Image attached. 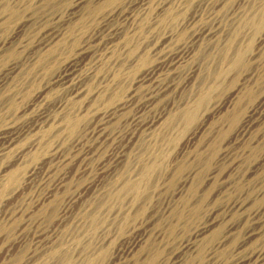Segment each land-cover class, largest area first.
<instances>
[{"label":"rangeland","instance_id":"374dc122","mask_svg":"<svg viewBox=\"0 0 264 264\" xmlns=\"http://www.w3.org/2000/svg\"><path fill=\"white\" fill-rule=\"evenodd\" d=\"M4 1L5 0H0V5H2ZM19 1L22 2V4ZM27 1L28 0H12L11 3L13 2L12 5H15L17 7L20 5L21 7H19L21 9H27L29 13L25 11L26 13L33 14L36 18H38L35 23L26 25L28 26L29 30L26 28V26L23 28V33L27 37L28 41L30 40V42L25 49H22L23 51L20 50V52L14 53V55H9L10 58L9 56L6 57L5 63H3V65H0V68L2 69L5 67V64H8V62L13 61L14 59L18 61L22 60L31 50L30 48H32L33 43L35 44L36 39L37 41L40 39V37L42 36L41 34H43L45 28L49 26H55L57 24L59 26V23L56 20H53V16L57 15V13L60 14L62 12H65V8L71 2L70 0H68L69 2L67 0H62V4H59V6L50 9V7L47 6L42 8V6L48 0H34V2H32L34 4L33 6H37L36 9L39 8L38 14H36L37 12L35 13L34 11H31V8H24V3H26ZM55 1L58 2L59 0ZM93 1L100 2V0ZM121 1L122 3H127L130 0ZM206 1L207 0H193L188 6L182 0L180 2L174 0L173 3L177 8L175 6L174 7L178 10H181V15L174 23L169 22L162 24L160 22H157L158 20L155 16L152 18V20L154 19V22L151 20L149 22V25L146 26L147 35L143 39H146L147 41L141 39V37L138 38L137 35H135L134 39H141L142 46H145L147 44H150V40L151 44L153 42L155 43V41L161 38V36L165 33L168 35L172 34V41L170 42V45H172V47H170L174 49V47L177 48L181 42V45H183L187 41H189V39L191 38L190 34L195 30V28L206 25L212 26V24L217 21L215 24H219L218 26L222 31H220V35H218V37L220 38L219 41L224 43L228 33L231 31L230 29L233 28L235 24H237L235 23V20L237 21L236 17H239L241 11L243 15H245L247 11L251 10L250 6H252V4H254V6L263 4L261 3V0H222L223 2L225 1V4L223 5H220L222 2L221 0V2L219 0ZM215 4H218V8ZM196 12H203L199 22H197L194 26H185L186 22H189ZM96 13L89 14L90 16H88V14L84 16H88L89 20L87 17H83L81 19L87 21V28H79V30L78 28H76L77 31H75L74 34H76L80 40L77 39V36H75L76 38L74 39V41H71L70 38V43L68 42V44L66 43V40L64 42L63 48V51L66 53L64 54L63 52V54L58 55V60L56 59L57 62H51L53 63L51 64L46 58V63L45 61L43 62L44 64L42 62L36 63H39V66L37 65L38 67L36 65H33L32 67L28 66L27 69L30 73H28L27 71V75L26 72H20L17 75L18 78L16 77L17 79L14 80V83L19 84L16 85L17 95L15 96L14 101L16 103L14 104V102L12 101L11 103H9L7 97L4 99L3 97L0 98V127L3 123L5 124L6 122H8L6 119H9V121L13 119L19 120L18 122L24 121L25 117H16L15 111L18 109H23V107L27 105V103L34 99L33 96H35V94L44 85L47 84L46 82H48L49 79L57 74L56 72H58L60 65L67 57L70 56L72 52H74L78 44L84 42V40L88 38L90 34H102L100 30L101 17H98L100 15V12ZM1 14H4V16ZM5 14L6 13H0V16H2L0 17V32L2 30L4 32L0 33V37L3 39L10 37V34L14 32L12 30H15L21 22V19H16L17 21H11L10 18L8 22L6 21L7 14ZM79 14H81V9L79 10ZM45 16L48 17L45 22L39 19L40 17ZM214 17L215 20L213 21ZM233 18L235 19L233 20ZM96 28H98L99 30L97 29L96 31ZM242 33L243 35L242 37H240L242 41L241 44L248 50H246L247 64L244 67H241L240 69H232L229 68L228 60H225V62H219L218 57L220 56V52H217V48H213L215 42L206 39L205 41L207 42L203 43L205 41L201 40L197 43V45H199V43H203L202 47H204V49H208L207 51L215 55L217 54L214 61L212 60L208 62L210 64H208V67L212 69H210L209 75L208 71L204 69L205 61L202 55H200V53L202 54V52L199 51L198 53V49H196L198 48V46L193 45L195 54L194 56L190 57L191 60L189 59L187 64L185 63V65L182 67V70L186 72V70L191 69L190 67H192L193 65L192 68H195L194 70L196 71V77L198 76V78L192 81L190 85L189 83L186 84V80H188L186 79L187 74L183 76L184 72L183 74L181 72V77L179 75H177L178 77H175V80H177L176 82H178V79L181 80L178 82V84L182 83L178 85L179 89L176 88L170 91L168 96H162L150 105L147 104L148 99H146L147 105L144 103L145 100L143 101L142 99H140L141 102L139 101V103L143 102L142 104H144V107L142 109L144 113L143 118H147L148 120V118L150 117V119H153L154 116L155 118H157L158 116L162 117L163 115H165L166 118L169 113H171L172 115L170 114L168 125H160L161 127L158 126L156 128V130H158V133L156 132V130H154L155 132L145 131L144 134H142L143 136L141 135V138L131 148V157L129 158L131 162L128 161V165L126 163H123L124 165L126 164V168L125 166H123V164H120L119 162L117 163L116 160H111L112 163H108V166L112 167L108 170L109 172L107 170L106 172L104 171L105 173H103V171L101 172V164L104 162V160L107 158L106 156L112 151L114 147L110 148V152H99L94 156L91 155L93 154L91 152V154H89V156L84 159L81 158V156H85L86 152V146L83 144L84 146L79 145L81 148L77 146L79 149H82V152L85 151L83 153L84 155H81V150L78 152L79 154H77V156L80 155V158L83 161L78 156V158L75 160L76 162L71 161L67 164L65 163L64 168L61 169L54 168L52 173H50L49 177L47 178V182L49 184L47 183L46 185L45 183V186H41L39 184L40 180L44 178L45 174H47V171L45 170L47 169V165H45L47 163L41 164L42 168L45 169L41 168L42 170H39V173H37L39 175H37L32 183H23L21 175L18 182V185L20 186L18 192L19 196L17 195L18 193H13L12 195L15 197H12L10 199V203L7 202L9 205H7V203H3V206L5 208H1L2 204H0V211H5V209H9L8 211H13V209L16 210V208L22 207H18V205L23 200L24 201L23 203H21V205L24 204V202L26 203V196H35L34 198L38 196L40 197V199L43 198V196H45L48 192L45 189L48 188V186L49 188L55 187L54 185H56L57 183L56 180H58V178L63 174H65L66 176L67 173V178L69 180L66 178V181L63 182L64 184L68 181V183H66L67 185L64 184L63 186L62 184L58 190V194H60V196H62L61 198H63L61 204L59 205V208H63L62 204H64L63 202H65L66 197H68L73 192L79 191L77 189L84 191V195L86 193H91L92 198L90 196L87 199L84 198V200L80 199V201H73L70 203V205H67L69 210L67 211V215L65 214L66 220L64 219L67 224L65 221L63 222L67 226L63 223L58 224L59 220L57 221V219L58 215L60 214L59 212L61 211V208L56 214H54V212H51L54 210V205L50 203L51 200H47L46 203L42 204L45 207L44 210H38L40 208L39 206V208L34 213H32L31 216H29L28 221L25 222L26 225L24 226V228H22L20 225H17L19 221L15 222L13 226L11 224H8V226H12V231H0V264H25L29 258L31 260V257H34V260L41 259V257H44V254L47 253L48 247L53 243L54 238L60 236V233H63V231L65 229L67 230V228L68 230L65 231L66 234L64 233L61 236V239L62 241H66V245L68 246L65 247L71 250L69 253L63 254L64 256L61 255L62 259L65 260L62 263L60 261L61 264H149L150 262H154L152 264H239L243 259V261L248 260L246 264H252V261L253 264H264V258H261L264 257V103H262L263 105L261 104L262 106L259 105L260 108H258V110L254 112V117H251L252 119L250 117V119L248 118L247 113L251 107L260 104L264 99V42L260 43L258 40L261 34H264V23L260 27H257V23L253 26H248ZM105 36L106 34L102 36V38L104 37L102 42L106 40ZM11 41L13 43L16 40L11 39ZM97 43L99 45V41ZM131 43H129V45ZM10 44L11 42L9 43V45ZM71 44L72 46H70ZM74 44L76 46H73ZM122 44L123 43L121 42L120 45L116 44V46H114L116 47V53H113V55L111 54L109 58H105L103 64L101 65L102 68L101 66L99 68L100 72L103 70L102 72L105 73L104 75L107 77L105 82H107V84L109 85H112V83L116 80V77L113 75V73L117 68L121 69L122 66V74L120 73V75H123V78H126L124 80L126 82V85H128L133 75L139 74V72L148 65L145 64L142 67L139 66L138 68H136L137 62L134 59V56L131 55L132 53L128 51L127 46ZM65 45H69V47H66ZM95 45L96 43H92V48L95 50L96 47V51L101 54L103 52V48L101 47V45H99L100 47H98V45ZM60 51H62V49ZM232 52L233 51L230 52V55L233 54ZM125 58H127V60H125ZM150 59L151 63L149 64H152V61L154 59L153 55H151ZM47 63L49 64L47 65ZM127 66H129V69L127 68ZM32 69L33 71H30ZM127 69L129 71H127ZM213 71H220L222 73L224 72V75L221 74L223 78L221 77L219 86L214 91L212 90V92L210 93V98L207 99L208 101H205L206 105H203L199 110L200 115L197 114L198 116L192 122H186L184 119L179 117L180 110L186 104H188V106L196 104L200 89H203L204 92L206 90L208 91L207 87L209 88V85L213 84L216 81L215 76L211 74L213 73ZM204 73H206L208 76L205 77L206 74ZM9 76L10 77L8 78L11 80V76H13V74L10 73ZM108 77L110 78L108 79ZM203 77H205L206 80H203ZM95 78L96 79H91V87H93V89L96 88L94 86L99 83L97 81L99 80V77ZM94 80H96V82ZM170 80L171 78H169L168 81ZM21 81L23 83H21ZM99 81L101 82V80ZM201 81L204 82L202 83ZM244 83L250 90H253L250 94L246 93V95L243 92L244 90H242V93L245 96L242 94L238 99L234 96L233 93L236 92L239 89V86ZM201 84L204 86H201ZM61 91L62 93H60ZM116 91L117 89L115 88L113 93H111V90H108L107 92L104 91L98 94L95 98L96 101H94L93 103L91 115L80 119V122L77 126L78 129H76L75 132L71 134L68 133L64 121L60 120V122L62 123H56L58 125L57 127L60 128L59 133L56 136V140L60 141L62 139L59 143H61L63 147L65 146L64 148L68 151L69 148L72 150L74 146L73 140H75V137L79 136L80 134H85L87 129H93L91 127H94L95 125V119L97 117L96 113L98 114L99 112L106 110L107 108L113 106L115 102L119 101L117 100L118 98L111 100L112 97L116 98ZM142 91L143 90L140 89L138 94ZM50 94L51 95H49L47 99L49 100L51 98L52 100H49L50 102L48 101L49 106L47 105V108H49V111H52L55 109V105L61 99L65 98L66 94L64 90L53 91ZM111 95L113 96L111 97ZM54 102H56V104ZM10 104L14 106L12 107ZM145 105L147 107H145ZM131 106L129 107L130 109H126L124 111L125 115L121 114L119 121H117L116 123L117 129L126 128L128 130L131 127H129L130 124L129 122H127V120L134 112L137 111L136 109H138V107H135L134 105ZM216 107L217 109L215 110ZM237 110L239 111L237 113V115L239 114L237 116V119H231V113ZM255 113H258L257 116ZM246 123L249 124L247 125ZM241 124H244L243 126L246 125L247 127L250 125V127H248L249 129L246 127V131L244 130L240 132L242 128V126H240ZM201 125L204 127H202ZM201 129H204V132H199V130ZM196 130H198L199 134L196 136V139H191L190 137L193 133L196 132ZM238 132H240L241 134ZM64 138L65 142L63 140ZM93 140L94 139H91V143ZM118 142H120V140ZM93 148L94 152L96 153L97 148L95 149V145L93 146ZM114 161H116V163ZM5 163H7L6 160ZM83 163H86L87 165ZM77 164H79V166ZM80 168H82L83 171L80 170ZM86 168L89 171H87ZM118 169L121 170L119 171ZM115 170L118 171V174L120 176H117L116 179L113 180L115 178L113 176L116 175H114L112 172H114ZM43 171L44 173H41ZM121 172L123 176L121 175ZM108 176L113 181H111ZM89 179L91 180L92 184L91 189H85V186H87L90 181ZM185 179L189 180V184L182 187V183ZM123 183L126 185H123ZM114 187H116L118 190L116 188L114 189ZM108 188L116 191H114L112 195L107 198L108 200L105 203L108 205H100L103 208H99L101 209V211L103 210V212H101L100 209L97 208L99 214L96 211L95 215H97L96 217L98 218L95 217L93 221H90L91 218L89 216L86 217V213H90L92 209H94V204L96 202L98 203L97 199H99V197L101 198L102 196H108L104 195ZM37 200L38 199H36V201ZM105 200L106 198L101 202ZM33 201L36 202L35 200ZM8 206L14 208H8ZM86 207L88 208L86 209ZM213 218L216 222L217 220H219L220 223L214 225V223L216 222ZM77 220H79L80 222H78ZM95 221L99 222L96 223ZM3 222L9 223V221L6 220ZM102 223L103 225L99 226ZM17 226H19L20 228ZM204 227L207 228L201 230ZM19 229L24 230L23 232H20ZM37 234H40L39 236L40 238L42 237L41 239L50 240L52 238V241H48V244L43 242L44 245H41V247L34 244L37 248L36 250H34V245L30 247L31 249L26 248L27 244L31 243L28 241H32V239L35 238V235ZM21 235H23L25 241L23 240L18 242V238L20 239L22 237ZM75 235L77 237H75ZM75 238L77 240V243H75L74 241ZM79 240L80 244L78 243ZM139 240H143V243L140 246L136 244ZM194 240H196V242L201 240L199 242L201 243L200 249L202 252L198 250L197 252H193L192 255L188 246L189 243L193 242ZM87 242L90 246L86 244ZM133 243L134 245L136 244L135 248L133 247ZM241 245L243 247H241ZM24 251L26 254L24 253ZM256 252L258 255L260 254V258L263 259L262 261L256 260V257H254L255 255H257ZM42 253L44 254L42 255ZM18 255L21 258H18ZM65 256L66 258H64ZM250 257L252 260L250 259ZM91 259L93 260V262L91 261ZM49 263L59 264L55 258H47V262L45 264Z\"/></svg>","mask_w":264,"mask_h":264},{"label":"bare ground","instance_id":"6f19581e","mask_svg":"<svg viewBox=\"0 0 264 264\" xmlns=\"http://www.w3.org/2000/svg\"><path fill=\"white\" fill-rule=\"evenodd\" d=\"M11 1L12 0H5L4 3L2 5H0V13H6L7 14L6 21H8V22H9V18L11 19V21L12 20L17 21L18 19L19 20L21 19V22H20L19 26L16 27L15 30H12L14 32L12 34H10L11 35L10 37L4 38V39L0 37V65H3V63H5L6 57H8L9 55H12V54L14 55V53L20 52V50L25 49L28 46L30 40L28 41L27 37L24 35L23 28L27 24L29 25L31 23H35L36 20H38V18H36L35 15L28 14L29 12L27 11V9H21L20 5H19L20 7L19 6L17 7L15 5L13 6L12 3L14 1L12 3H11ZM70 1L71 2L69 3V5H67V7L65 8L66 10H64L65 12H62V13L59 12L60 14H58L56 12L57 15L53 16V20H56L59 23V26H58V24L55 26H49V27L46 26L47 28H45L43 34H41L42 36L40 37V39L38 38L39 39L38 41L36 39L35 44L33 43L32 48H30L31 50L28 52V54L22 60L18 61V60L14 59L15 61L13 60V61L8 62V64H5V67L3 69L0 68L1 69V72H0V98L3 97V99H4L7 97V99L9 100V103H11V101L14 102L15 96L17 95V89H16L17 86L16 85L18 84V83H14L15 82L14 80H16L18 78L17 75L20 72H22V73L26 72V75H27V71H28V73H30L29 70L27 69L28 66H31V67L33 65L37 66L39 64V63L36 64L37 62L43 63L45 61V63H46V58L49 60L50 63L51 62H54V63L57 62L58 55H61L64 52L63 51L64 42L67 40L66 43L67 44H68V42L70 43V40H69L70 38H71V41H74V39L76 38L75 36H77L76 34H74L75 31H77L76 28H78V30H79V28H84L87 26V21H84L81 19L87 14H88V16H90L89 14H92V13L95 14L96 12H100L99 13L100 15L98 17H101V22L99 20L98 21L100 22V26H101L100 30H101L102 34L100 32H99L100 34H98V33H94L93 35L90 34V36L88 38H86L84 40V42H81L78 45L76 42L77 47L75 48V50L73 49L74 52H72L70 54V56L67 57L63 61L62 64L60 63L61 65H60V68L58 69V72H56L57 74L52 78L50 77L51 79H49L48 82H46L47 84L44 85L35 94V96H33L34 99L32 101H30L29 103H27V105H25L26 107L24 106L25 108L23 107V109H18L15 111L16 117H18V118L25 117L24 121L18 122L19 120L13 119V120L9 121V119H6L8 122H6L5 124L3 123L4 125L2 124V126L0 127V204H2L1 208H5L3 206V203L5 204V203L9 202L12 197H15L12 195L13 193L17 194L19 192L20 186L18 185L19 184L18 182H19L21 175H22L21 178H22L23 183H27V184L29 182L32 183V181L37 177V175H39L37 173H39V170L42 168L41 164L47 163V164H45V165H47V169L42 168V169H45L47 171L46 172L44 170L47 174H45L44 178L41 179L39 182V184L41 186H43V185L45 186V183L47 185V183H48L47 178L49 177L50 173H52L54 168H56V169L64 168L65 163L67 164L71 161H75L78 158V156L80 158V155L77 156V154H79L78 152L80 150H81L80 152H82V149H79V148H81L79 145L84 144L86 146V150H85L86 152L84 151L85 156L84 157L81 156V158H84V159H86V157L89 156V154H91V152L93 153L91 155L94 156L99 152H106V151H109L110 148L114 147L111 152L109 151L110 152L109 154L106 153V154H108L106 156L107 158L101 164L102 165L101 166V172L103 171V173H105L106 170L108 171L110 168H112L111 166L110 167L108 166L109 162L112 163L111 160H116L117 163L118 162L120 164L126 163L128 165V161L131 162L129 160V158L131 157L130 156V153L132 151L131 148L141 138V135L144 134L145 131L155 132L154 130H156V128L158 126L161 127V126H164L165 124L168 125L170 114H171V113H169V115H167L166 118H165V115H163L162 117L157 115L158 116L157 118H155V116H154V118L152 117L153 119H150L151 118L150 117L147 120V118L146 119L143 118L144 113H143L142 109L144 107L143 106L144 104H142L143 102L139 103L140 99H142L143 101L145 100V102H144L145 104H146V99H148L147 104L150 105V104L154 103V101H156L160 97H162V96L166 97V95L168 96L170 91L178 88V85L182 84V83L178 84V82L181 80L178 79V82H176L177 80H175V77H178L177 75H179V76L182 75L183 72H184L183 76H185V74H187L186 79H188V80L185 79L187 81L186 84L189 83V85H190V83L192 81L196 80V78H198V76L196 77V71L194 70L195 68H192L193 65H192V67L189 66L191 69L186 70V72L182 70V67L185 65V63L187 64V62L189 61L191 56H194L195 49H193V45L196 46L197 43L200 42L201 40L205 41L207 39L209 41L215 42L214 45H213V43H212V45L214 46L213 48H217L216 50H218L217 51L218 53L220 52L219 53L220 56L218 57L219 62H222V61L225 62V60L226 61L228 60L229 68H232V69H240L241 67H244L247 64V59H246L247 48H244L241 44L242 41H241L240 37H242V35H243L242 32L245 31V28L248 26H253L257 23V27H260L264 23V0H261L262 1L261 3H263V4H259V6H256V5L254 6V4H252V6H250L251 10L247 11L245 13V15H243V13L241 11L240 15L241 14L242 15L241 16L239 15V17H236L237 21L235 20V23H237V24H235L233 26V28L230 29L231 31L228 33L224 43L219 41L220 38L218 37V35H220L219 33H220L221 29L218 26L219 25L218 23H217L218 25L215 24L217 22L216 21L214 24H212V26L206 25V26H200L199 28L194 27L195 30L193 29L194 31L190 34L191 38L189 39V41H187L183 45H181L182 42L180 41L181 43L177 48H175V47H174V49L171 48L172 45H170L171 44L170 42L172 41L171 40L172 34L168 35L166 33L165 34L163 33L164 35H162L161 38H159L157 41H155V43L153 42L151 44V40H150V44L142 46L141 39L146 37V35H147L146 34V26L149 25V22L152 20L153 17L156 16V19L158 20L157 22H160L162 24L169 23V22L174 23L179 18V16L181 15V10L176 9L177 7L173 3L174 0H130V1L127 0L128 1L127 3H122L121 0H100V2H94L93 0H70ZM95 1H97V0H95ZM101 1H103V2H101ZM175 1L180 2L181 0H175ZM182 1H184V3H186V5L189 6L193 0H182ZM32 2H34V0H28L26 3H24V8H31V11H34L35 13L37 12L36 14H38L39 8L36 9L37 6H33L34 4ZM224 2L222 1L220 5L225 4ZM20 3L22 4V2H20ZM37 4H38V2H37ZM59 4H62V0H59L58 2H56L55 0H48L45 2V4L42 6V8L47 6V7H50V9H51L53 7L59 6ZM215 5L218 8V6H217L218 4H215ZM213 8H214V5H213ZM80 9H81V14H79ZM22 10H24V11H22ZM25 11H27L28 13H26ZM202 13L196 12L194 14V16H192V19L189 22H186L185 26L196 25V23L199 22V20L201 19ZM1 15L4 16V14H1ZM88 16H86V17L88 18ZM0 17H2V16H0ZM86 17H84V18H86ZM215 17H214L213 21L215 20ZM39 19L41 21L45 22V20H47L48 17H46V16L40 17ZM234 19L235 18H233V20ZM3 20H5V19H3ZM40 20H39V22H40ZM88 20H89V18H88ZM217 20H218V18H217ZM152 21L154 22V19ZM39 22H38V24H39ZM155 25H153V26H155ZM197 25H199V24H197ZM32 26H33V24H32ZM149 27H147V28H149ZM26 28L28 29V26H26ZM151 28H153V27H151ZM97 29L98 28H96V31H97ZM35 30H36V28H35ZM1 32H3V30ZM149 32H150V30H149ZM149 32H147V33H149ZM25 33H27V32H25ZM89 33H90V31H89ZM104 34H106V36H105L106 40L104 39L105 41L102 42V40L104 38V37L102 38V36ZM152 34H153V32H152ZM26 35H28V34H26ZM135 35H137L138 38L141 37V39L135 40L134 39ZM70 36H72V37H70ZM3 37H4V35H3ZM11 39L12 40L15 39L16 41L12 43ZM77 39H79L78 36H77ZM143 40H146V39H143ZM258 40L260 43L264 42V34L263 33L261 34V36L259 37ZM98 41H99V45H101V47L103 48V52L101 51L102 52L101 54L96 51V49H97L96 47H95V50L92 48V43L93 44L96 43L95 46H97ZM10 42H11V44L9 45ZM121 42L127 46L128 51L130 53H132L131 55L134 56V59L137 62L136 68H138L139 66L142 67L145 64H148V65L145 66L144 69L139 72V74H136V75L132 74L133 77H132L131 81L129 82V84L127 83L128 85H126V82L124 80L126 78H123V75L122 76L120 75L122 66H121V69L117 68L113 73V75L116 77V80L114 82L112 81L113 82L112 83L113 86H112V85L107 84V82H105L107 77L104 75L105 73L102 72L103 70L100 72L99 68L103 64V61L105 60V58H109L111 56V54L113 55V53H116L115 52L116 47H114V46H116V44L120 45ZM206 42L207 41H205L203 43H206ZM129 43H131V44L129 45ZM203 43H199V45H197L198 48H196V49H198V53H199V51L202 52V54L200 53V55H202V57L204 58V61H205V68L204 69H206L208 71V75H209L211 68L208 67V64H209L208 62H210L212 60L214 61L217 54L215 55V54L207 51L208 49L207 50L204 49V47H202ZM76 45L74 44L73 46H76ZM99 45H98V47H100ZM67 46L69 47V45H67ZM70 46H72V44ZM61 49H62V51H60ZM231 51H233L232 52L233 54L230 55ZM217 52H215V53H217ZM65 53L66 52H64V54ZM124 53H125V51H124ZM151 55H153L154 59L152 61V64H149V63H151V59H150ZM125 56H126V54H125ZM9 58H10V56H9ZM125 60H127V58H125ZM131 61H133V60H131ZM48 64L49 63H47V65ZM51 64H53V63H51ZM50 68H51V66H50ZM101 68H102V66H101ZM127 68L129 69V66H127ZM128 69H127V71H129ZM30 71H33V69ZM98 72H100V73H98ZM181 72H182V74H181ZM227 72H229V71H227ZM10 73L13 74V76H11V80L8 78V77H10L9 76ZM131 73H132V71H131ZM197 74H198V72H197ZM204 74H206V73H204ZM204 74H203V76H204ZM211 74L213 76H215L216 81L215 82L213 81L214 83L209 85V88L207 87L208 91L206 90L204 92L203 89H200L197 102L195 105L193 104L194 106L193 105L188 106V104H186L182 109L180 108L181 110H180V114H179L180 116L179 117H181L182 119H184L188 123L192 122L198 116L197 114H199V110L202 108V106L206 105L205 101H208L207 99L210 98L209 96H211L210 93L212 92V90L214 91L219 86V84L221 82V77L223 78L222 75H224V72L222 73L220 71L219 72L213 71V73H211ZM110 75H108V76H110ZM208 75L206 74L205 77ZM95 77H99V80H101V82L99 80H97L99 83L96 86H94L96 88L93 89V87H91V79H93V78L96 79ZM115 77H113V78H115ZM205 77H203V80H206ZM22 78H23V76H22ZM109 78L110 77H108V79ZM169 78H171L170 81H168ZM200 79H202V78H200ZM94 81L96 82V80H94ZM108 81H110V80H108ZM201 82L203 83L204 81H201ZM21 83H23V82L21 81ZM201 86H204V85L201 84ZM115 88L117 89L116 98L112 97L114 95L113 94V95H111V97H112L111 100L118 98L117 100H119V101L115 102L113 106L107 108L106 110H103L102 112H99L98 114L96 113L97 117L95 119V125H94V127H91L93 129L92 130L87 129V131L83 135H81L79 133L80 135L76 136L75 140H73L74 146H73V148L71 147L72 150L70 148H69V151L67 149H65L64 148L65 146L63 147V145L61 143H59V142H61L62 139L60 138L61 139L60 141L56 140V136L58 135L59 130H60V128L57 127L58 125L56 123H59L60 120L64 121L66 129L68 130V133L71 134V133L75 132V130L78 129L77 126L80 122V119L87 117L88 115H91V109H92L94 101H96V99H95L96 96L98 94H100L101 92H104V91L107 92L108 90H111L112 91L111 93H113ZM140 89H142L143 91L138 94ZM59 90H64L66 96H65V98L61 99L57 104H56L57 101L54 102L56 104L55 109L52 111H49L48 110L49 108H47L49 106L48 101L49 100L51 101L52 99L50 98L48 100L47 98L49 95H51L50 94L51 92L59 91ZM242 90H244L243 92L246 95V93L250 94L253 89L250 90L248 88V86H246L244 83V84L239 86V89L236 92L233 93L234 96L239 99L241 97V95L243 94ZM60 93H62V91ZM54 95H56V94H54ZM100 97H101V95H100ZM58 98H59V96H58ZM263 101H264V99H263ZM263 101L260 104H257L255 106L251 107L250 110H248V112H247L248 118L249 117L251 118L253 116L254 112L256 110H258V108H260L259 105L264 103ZM15 103L16 102H14V104ZM138 104H139V106H138ZM10 105L12 106V104H10ZM131 105L138 107V109H136L137 111L134 112L131 115V117H129V119L127 120V122H129V124H130L129 127L130 126L131 127L128 130L126 128L117 129L116 123H117V121H119L121 114H124V111L126 109H130L129 107ZM146 105H145V107H147ZM52 106H53V104H52ZM216 109H217V107L215 108V110ZM260 111H261V109H260ZM238 112H239L238 110L233 111L230 115V118L231 119H237V116L239 115V114L237 115ZM240 114H241V111H240ZM246 114H245V116H246ZM257 114H256V116H257ZM256 116H255V118H256ZM243 121H244V118H243ZM245 121H246V119H245ZM251 122H252V120H251ZM60 123H62V122H60ZM243 125L244 124L240 125V126H242L241 130L239 129L240 132L244 131L247 127L246 125L245 126H243ZM240 126H239V128H240ZM202 127H204V126H202ZM248 127H250V125ZM204 129L199 130V132L200 131L204 132ZM157 131L158 130H156V132ZM63 132H64V129H63ZM199 132H198V130H196V132L193 133L190 138L196 139V136L199 134ZM240 132H238V133H240ZM147 134H149V133H147ZM62 137H63V134H62ZM64 137H66V136H64ZM91 139H94L92 141V143H91ZM63 140L65 142V138ZM119 140H120V142H118ZM117 142H118V144H117ZM147 142H148V139H147ZM87 145H88V148H87ZM94 145H95V149L97 148L96 153L93 150ZM77 146H79V148ZM84 149H85V147H84ZM84 152H82V154L81 153L80 154L84 155L83 154ZM103 154H105V153H103ZM90 158H87V159H90ZM5 160L7 163H5ZM81 160H80V162H81ZM88 161H91V160H88ZM116 161H114V162L116 163ZM79 164H77V165L79 166ZM83 164H86V163H83ZM125 165L123 164V166H125ZM82 168H80V170L83 171ZM87 168H90V167H87ZM87 168H86V170H87ZM125 168H126V166H125ZM114 169H116V168H114ZM44 171L41 173H44ZM87 171H89V170H87ZM85 173H86V171H85ZM112 173L114 175H116V176H113V177H115L113 180H115L117 176H120L118 174V171H116V170ZM67 175H68V173L66 174V176H65V174L60 176L58 178V180H56V182H57L56 185L53 184L55 187L49 188V186H48V188H46L47 187L46 186L45 190L48 192L46 193L45 196H43V198L40 199V197H38V196L36 198H34L35 196H30V197L26 196L25 197L27 199V200L25 199L26 203L24 202V204L21 205V203H23V201H24L23 200L18 205V207L19 206H22V207L16 208V210H15V209H13L14 207L13 208L11 207L12 206L11 205V206H8V208L11 207L13 209V211H11V210L8 211L9 209L8 210L5 209V211L3 210L4 212L0 211V231H2V230L12 231L11 228H12L13 224L15 222H18V221H19L18 222L19 224L17 223V225H20L22 228H24V226L26 225L25 222L28 221L29 216H31V214L34 213L39 208V206H40V208L38 210H40V209L44 210L45 209V207L42 204L46 203L47 200H49V201L51 200L50 203L52 205H54L53 206L54 210L51 212H54V214H56L58 212V210H60V208H61V207L59 208V205L61 204V201L63 199V198H61L62 196H60V194H58V192H59L58 190H59V187L63 184V182L66 181ZM121 175H122V172H121ZM108 178H109V176H108ZM113 180H111V181H113ZM119 181H121V180H119ZM188 181H189L188 179H185L182 183V187L187 186L189 184ZM66 183H68V181ZM66 183H64V184H66ZM124 183H123V185H126ZM20 184H22V183H20ZM27 184H25V185H27ZM39 184H38V186H39ZM64 184H63V186H64ZM91 185L92 184H91V180H90L88 185L85 186L86 187L85 189H88V188L91 189ZM116 187H117V185H116ZM116 187H114V189ZM123 188H124V186H123ZM112 189H113V187H112ZM112 189L108 188L106 190L104 195H108V196H102L101 198L99 197V199H97L95 197L97 199L98 203L96 202L94 204V209H92V211L90 213H86L87 214L86 217L89 216L91 218V219L89 218L90 221L91 220L93 221L95 219V217L97 216V215H95L96 211L99 214L97 208H99V207L103 208L100 205L104 204L103 206H105V204H106L105 202L108 200L107 198H109V196L112 195V193L114 191H116V190H112ZM77 190H79V191L71 193L68 197H66L65 202H63L64 203V204H62L63 208H61V211L59 212L60 214L58 215V219H57V221L59 220L58 224H61L66 220L67 211L69 210L67 207L68 204L70 205V203L73 201H77V200L80 201V199L84 200V198L87 199L88 197L91 196V193H89V192H88L89 194L86 193L87 195L86 194L84 195V193H85L84 191H81L80 189H77ZM28 192H30V191H28ZM17 195L19 196V193ZM91 198H92V196H91ZM105 198H106V200L101 202ZM36 199H38V200L36 201ZM33 200H35L36 202H34ZM32 201H33V203H32ZM86 204H88V203H86ZM7 205H9V204L7 203ZM7 205H5V206H7ZM106 205H108V204H106ZM87 208L88 207H86V209ZM215 209H216V207H215ZM100 211H101V209H100ZM101 212H103V210ZM40 213H41V211H40ZM211 213H212V211H211ZM235 213H237V212H235ZM77 215H78V212H77ZM80 216H79V218H80ZM96 218H98V217H96ZM69 219H71V218H69ZM5 220L9 221V223L3 222ZM260 220H261V218H260ZM77 221L80 222L79 220H77ZM214 221H215V219H214ZM98 222L99 221H97L96 223H98ZM100 222H101V220H100ZM103 223L100 224L99 226H102ZM219 223H220V221L217 220V222L214 223V225L219 224ZM8 224H11L12 226H8ZM63 224H65V223H63ZM66 224H67V222H66ZM17 227H19V226H17ZM206 228L207 227H204L201 230H204ZM23 230L24 229H19L20 232L21 231L23 232ZM67 230H68V228H67ZM67 230L65 229L63 231V233H60L61 235L59 234L60 236L54 238L53 243L51 242L52 244L49 245V247H48L47 253H45V254L42 253V255L44 254V257H41V259H39V260L38 259L34 260L33 259L34 257H31V260L29 258L25 264H45L47 262V258L48 259L49 258H52V259L55 258L59 264H61L63 261H65L62 259L61 255L69 253L71 249L69 250V248L65 247L68 245H66L65 240L62 241L61 236ZM39 235L40 234L35 235V238L32 237L33 238L32 241L31 240L28 241L31 243L27 244L26 248H30L34 244L36 246L41 247V245H44V243L48 244V241H52L51 240L52 238L50 240L49 239H47V240L41 239L42 237L40 238ZM55 235H57V234H55ZM256 235H258V234H256ZM21 236L22 237L20 239L18 238V242L24 240L23 235H21ZM75 237H77V236L75 235ZM201 240H199V241H201ZM74 241H75V243H77L76 238ZM199 241L196 242V240H194L193 242L189 243L188 247H189L190 253H192V255H193V252H197L198 250L201 251V249H200L201 243ZM78 243L80 244V240ZM82 243H81V245H82ZM142 243H143V240H139L136 244L138 246H140ZM67 244H68V242H67ZM86 244H88V242ZM136 244L134 245V243H133L134 248H135ZM36 246H35V248L33 247L34 250L37 249ZM201 247H202V245H201ZM241 247H243V246L241 245ZM40 252H42V251H40ZM45 252H46V250H45ZM24 253H25V251H24ZM256 254H257V252H256ZM42 255H39V256H42ZM251 255H249V256H251ZM36 256H38V255H36ZM254 257H256V260H261V261L263 260L261 258H264V257H261L260 254L259 255L257 254ZM254 257H253V259H254ZM18 258H21V257L19 256ZM64 258H66V256ZM250 259H251V257H250ZM250 259H249V263H250ZM243 260L239 264H246L248 261L246 259H245L246 261H243ZM60 261H61V263H60ZM91 261L93 262L92 259H91ZM238 261H240V260H238ZM234 262H235V260H234ZM256 262H258V261H256ZM94 263H96V262H94ZM97 263H99V262H97ZM152 263H154V262H150L149 264H152ZM252 264H253V261H252Z\"/></svg>","mask_w":264,"mask_h":264}]
</instances>
